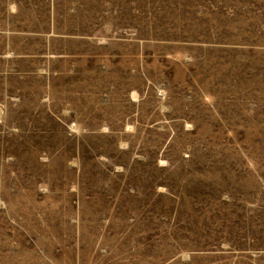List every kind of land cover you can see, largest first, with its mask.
<instances>
[{
	"label": "rangeland",
	"instance_id": "374dc122",
	"mask_svg": "<svg viewBox=\"0 0 264 264\" xmlns=\"http://www.w3.org/2000/svg\"><path fill=\"white\" fill-rule=\"evenodd\" d=\"M0 264H264V0H0Z\"/></svg>",
	"mask_w": 264,
	"mask_h": 264
}]
</instances>
